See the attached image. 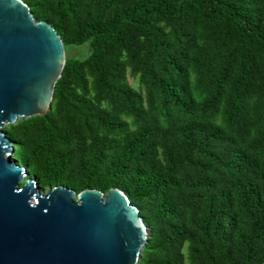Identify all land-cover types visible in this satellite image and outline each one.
<instances>
[{
    "label": "trees",
    "instance_id": "1",
    "mask_svg": "<svg viewBox=\"0 0 264 264\" xmlns=\"http://www.w3.org/2000/svg\"><path fill=\"white\" fill-rule=\"evenodd\" d=\"M81 1L26 2L33 17L49 23L62 41L81 43L85 36L91 38L87 66L96 96L107 108H93L84 96L68 93V78L85 83L81 64L68 61L54 88L58 118L40 115L20 127L35 132V138L20 139L29 172L39 186L61 183L102 192L117 188L130 204L144 202L152 212L148 223H165L162 232L149 239L159 253L184 232L183 213L173 196L187 190L196 212L191 221L194 264H224L230 254L228 264H264V117L258 114L262 106H249L250 98L260 99L264 90V0H127V4L126 0H83L90 10L81 21L76 18V31L68 36L64 27L68 13H75ZM159 20L180 24L186 38L179 51L156 35L153 23ZM201 25L220 26L217 40L223 53L211 89L197 101L188 70L194 39L187 38V27ZM137 37L145 43L140 60ZM120 49L127 51L140 73L146 110L138 92L114 84L124 65L105 56ZM220 107L227 132L208 121ZM121 114L144 126L118 146L106 136L126 128ZM159 115L175 121L173 134L162 137L164 165L152 162L157 146L152 125ZM256 115L262 131L256 141L248 140L244 123ZM112 148L118 149L116 155L108 153ZM73 162L81 171L79 180L71 175ZM157 264L179 263L161 257Z\"/></svg>",
    "mask_w": 264,
    "mask_h": 264
},
{
    "label": "water",
    "instance_id": "2",
    "mask_svg": "<svg viewBox=\"0 0 264 264\" xmlns=\"http://www.w3.org/2000/svg\"><path fill=\"white\" fill-rule=\"evenodd\" d=\"M64 63L60 36L20 0H0V128L49 109ZM0 129V264H133L146 227L110 188L40 190Z\"/></svg>",
    "mask_w": 264,
    "mask_h": 264
},
{
    "label": "rangeland",
    "instance_id": "3",
    "mask_svg": "<svg viewBox=\"0 0 264 264\" xmlns=\"http://www.w3.org/2000/svg\"><path fill=\"white\" fill-rule=\"evenodd\" d=\"M29 8L31 14V7L26 2L27 0H20ZM127 4V0L125 1ZM90 10V5L87 1H81L79 9L75 13H68L67 20L65 22V29L68 36L72 35L76 31L77 20L76 18L81 21L84 19L85 12ZM110 14V11L107 12ZM33 16V14H32ZM34 18V17H33ZM35 19V18H34ZM37 21H44L38 20ZM49 24V23H48ZM50 25V24H49ZM51 26V25H50ZM153 27L155 28L156 35L163 41H166L173 45L176 51L180 50L181 45L183 44L186 37L182 35V28L179 23L170 24L165 20L155 21L153 23ZM187 30L189 32V37L194 39L192 50L190 53L189 59V74H190V87L193 93L194 98L197 101H201L203 97L207 94V92L211 89V80L215 75V68L216 65L219 63L221 55L223 53V47L217 40V34L220 30L219 25H201L197 27L188 26ZM90 37L85 36L84 40L81 43H73L69 40L62 41L63 44V55H64V65L68 61H78L81 66L79 69L80 74L83 76L85 80L84 84L77 82L72 77L68 78L67 81V89L68 93L72 94L74 97H81L84 96L87 101L91 104V106L96 109L98 108H107L106 102L100 100L95 93L94 87V76L89 71V67L87 66V60L89 59L90 55L92 54V48L90 45ZM137 42V49H136V58L140 60L144 54L145 50V43L141 37L136 38ZM106 60L114 59L120 63H123L124 70L119 75L118 81L114 82L116 85L120 86H128L138 92L143 98V109H147L148 104L146 101V89L145 85L140 79V73L133 68V64L127 54L125 49H120L119 51L112 50L109 54L105 56ZM198 60H200V65H198ZM62 67V69H63ZM61 76V73H60ZM60 78V77H59ZM59 80V79H58ZM57 80V81H58ZM261 84V81L258 80V85ZM261 98L258 99L255 95H253L249 100L250 105H259L261 107L260 111L258 112L259 117H264V90L261 93ZM59 99L56 93L53 94V98L50 104L49 109L46 111L45 114H50L55 118H58L60 110H58L57 103ZM159 102V97H158ZM221 107L220 110L208 118V121L223 128L226 132L227 129L222 123V114H221ZM43 114V115H45ZM41 115V116H43ZM40 116V115H38ZM33 117H18L14 122L4 123L1 126V130L4 132L5 136L10 140V145L13 149L11 157L17 164L22 166L28 175H26L23 180L20 182L22 185L28 178H33L36 183H38V179L35 177L34 174L29 172V168L26 164L22 161L21 156V149L22 144L20 143L21 140H25V135L28 136L29 139L35 138V132L33 129H27V131H23L20 127H25L27 122L34 118ZM259 117L253 116L252 121L244 123V127L248 134V140L256 141L260 136L262 123H259ZM120 118L126 122L127 126L121 133H114L112 135L106 136V139L115 140L118 143V146L122 145L126 138L132 134L133 132L137 131L140 127L144 126L136 122L132 117L126 116L121 114ZM155 129V136H156V149L152 155L153 163H161L165 164L164 158L162 155V148L161 142L162 137L165 134L172 135L175 129V121H167L162 116H157V121L152 125ZM99 137L103 135L100 133L98 134ZM15 137V138H14ZM19 139V140H18ZM89 142V140L87 141ZM118 149H111L108 151L110 155H116ZM73 155H76L73 152ZM72 169V177L74 180H79L81 178V171L77 167V164L73 162L71 167ZM56 185H63L68 188L69 186L65 184H53V185H46V186H39L40 190L47 191L48 188L54 187ZM72 189V188H71ZM100 191L98 188H87ZM117 189V188H116ZM77 193L82 190L73 189ZM84 190V189H83ZM103 195H106V192H102ZM128 199V198H127ZM173 199L180 204V209L183 213V220L181 224L184 226V232L180 235V237L171 245L166 247L163 253H159L156 248L152 247L149 244V239L153 238L155 235H159L162 232L165 223H148L147 216L152 212L149 211L145 207L144 202H138L134 205L138 209V213L142 218V221L146 227V242L143 244L138 256L136 257L133 264H157V261L161 257L168 258L173 257L176 258L179 264H194L191 261V247H192V237L194 235V229L191 225L192 219L195 217L196 212L193 207L190 206V200L188 197L187 190L180 191L173 196ZM129 201V199H128ZM130 203V201H129ZM232 257V254L229 255V258ZM228 258V259H229ZM228 259L225 260L224 264H228Z\"/></svg>",
    "mask_w": 264,
    "mask_h": 264
}]
</instances>
